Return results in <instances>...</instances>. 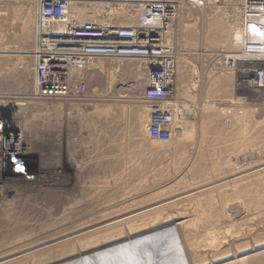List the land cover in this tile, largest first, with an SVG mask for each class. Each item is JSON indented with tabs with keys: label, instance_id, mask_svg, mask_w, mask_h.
<instances>
[{
	"label": "rangeland",
	"instance_id": "1",
	"mask_svg": "<svg viewBox=\"0 0 264 264\" xmlns=\"http://www.w3.org/2000/svg\"><path fill=\"white\" fill-rule=\"evenodd\" d=\"M80 6L102 11L94 4L75 8ZM181 9L196 17L179 11L166 36L179 65L175 123L153 142L142 101L145 75L139 82L132 75L138 62H96L82 77L90 102L40 100L31 55L37 6L34 0H0V113L20 124L32 148V158L18 170L17 189L0 201L1 264H61L81 249L84 230L90 232L85 236L123 232L102 238L101 247L125 240L129 226L135 234L148 230L160 215L170 219L165 224L191 219V237L182 232L189 242L204 244L199 227H208L211 238L235 243L215 258L235 262L239 252L238 260L257 255L253 264H264V99L237 87V75L223 68L230 50L212 45L221 39L212 15L221 11L225 24L232 12ZM185 25L197 36L183 33ZM58 165L64 172L55 178ZM143 210L148 212L136 216ZM127 214L132 217L123 218ZM134 246L132 254L140 250ZM211 260L208 254L206 263Z\"/></svg>",
	"mask_w": 264,
	"mask_h": 264
},
{
	"label": "built area",
	"instance_id": "2",
	"mask_svg": "<svg viewBox=\"0 0 264 264\" xmlns=\"http://www.w3.org/2000/svg\"><path fill=\"white\" fill-rule=\"evenodd\" d=\"M34 2L38 9V35L31 55L35 59L34 82L39 99L90 102L88 85L79 78L80 74L90 71L100 60L136 61L145 75L142 101L150 116L147 138L153 142L163 140L175 123L174 103L179 95L178 58L166 42V33L179 9L185 5L202 10L232 7L242 34L241 48L236 57L224 53L223 68L237 75L238 88L261 93L264 99V0ZM84 3L100 6L110 24L98 19L81 23L73 6ZM123 11L138 16L141 23L117 25L125 21L118 16V12ZM31 155L29 143L18 128L0 120V200L17 189L18 170L26 165Z\"/></svg>",
	"mask_w": 264,
	"mask_h": 264
},
{
	"label": "bare ground",
	"instance_id": "3",
	"mask_svg": "<svg viewBox=\"0 0 264 264\" xmlns=\"http://www.w3.org/2000/svg\"><path fill=\"white\" fill-rule=\"evenodd\" d=\"M182 7H184V6H182ZM180 9H179V11H180V14L182 17H185V15L190 17V19H191V17H194V18L196 17L195 16L196 13L190 12L188 15L187 11H185L184 9H181V10ZM73 10L75 12L79 13V21L81 23H84L86 21H95L96 19H98L103 24H110V20L108 19V17L104 16L102 14V11H98L97 9L89 8L88 6H80L79 8H75V6H74ZM224 11L232 12V14L229 16L230 17L229 21L225 24H223L224 22L222 21V16H224V14H221V11L216 12V14L212 15V17L210 16L211 19L214 20V22H212V23H214L215 33L216 34L221 33V35H220L221 39H217L215 37L212 41L211 40L210 41L212 42V45H214V46H216L217 44H223L226 48H228V50H230L229 53L231 54V56L236 57L235 55H237L239 53L240 48H241V38H242V34H241V32L238 28V25H237V20H238L237 14L234 13V11L232 10V7H226ZM83 15H85V16L87 15V16L82 17ZM118 16L123 17L125 19V21L123 22L125 24H122V25H133V24L138 25L141 23V19L138 16L129 15V14L125 13V11H123L121 13L118 12ZM206 17L207 16L204 14L203 19H205ZM196 21H198V20H196ZM183 29H184L183 33L187 32L192 37H196L198 34L196 29L192 28L189 25L183 26ZM169 33H170V30H168L166 35H169ZM37 35H38V33H37L36 26H35L34 42L36 41ZM35 48H36V45H35ZM33 51H35V50H33ZM33 60L35 62V59H33ZM100 64L102 65L103 63L101 62ZM100 67H102V66H100ZM142 71L143 70L140 67V65H138L137 67L132 69V75L136 79V82H139L140 80H142V77L144 76V74H143L144 72H142ZM87 72L88 71L80 74L79 78L83 77ZM34 73H35V71H34ZM34 79H35V75H34ZM80 80H82V79H80ZM182 86H183V84H182ZM34 91H35L34 93L36 95L35 82H34ZM40 100H43V99H40ZM62 101H65V100H62ZM39 104H41V103H39ZM137 114H139V113H137ZM138 116L140 117V115H138ZM0 120L8 122L10 124V126H14V127L18 128V130L24 136V132H23V129L20 128V124L8 121L6 116L2 115L1 113H0ZM24 139H25V136H24ZM29 148L32 151L30 144H29ZM31 158H32V155H31ZM63 172L64 171H63L61 165H58L55 169H53L52 175L55 178H59L63 175ZM44 178H45V176L44 177L42 176V180H44ZM4 199H5V197L2 198L0 201H2ZM136 212H134V213H136ZM145 212H148V211H144V212H141L139 214L136 213V216L139 217V216L143 215ZM127 215H125V217L123 216V218L130 219L132 217V216L129 217V215H131V213L128 216ZM161 216L162 215L158 216L157 218L155 217L156 218L155 222H153L152 224H149L150 227L146 228L148 230H146V231L143 230L142 232L140 231V233L137 232L135 234V232H131L132 229H130L131 226H129L128 235H127L125 240H120V241L113 243V244L108 243L107 245H103L104 243H102L101 247L97 246V245L101 244V240L104 239L107 241V239H113L117 236H119L121 238V235L123 234V232H121L120 234H116L115 232H114L115 234H110V232H108L109 234L106 233L103 236H101L99 233L96 235L94 234L95 236H93V235L85 236L90 232H87L88 229L84 230L86 233L83 232L84 234H79V236L82 235V238L79 239V241H78L81 243V244L78 243V245L80 246L79 248H81V249L75 250V253H73L71 255H67V257L63 260V263H61V264H168V263L169 264H253L254 259L261 257V256L255 255V256H251L250 258L249 257L244 258V259L241 258V260H238V259H240L239 257L242 256V254L240 255L239 252H236L234 254V258L237 261L235 260V262H228L224 258H215V257L223 254V250H224L223 248L226 245L232 246L235 243L232 242L230 245L229 243L228 244L226 243L228 241H225V243H226L225 244L224 239L226 236H222V237H218V238H211V236L207 234V232L209 231V229H207L208 227H205V228L199 227V229H203L200 231H203L205 233V237H207L204 244H200L196 241L195 242H189L188 239H186V237L184 236V234L189 238L191 237V232L188 231V227L191 225L190 223L192 222V221H190L191 219L189 220V219L183 217V218L179 219V221H180L179 223H176L177 221H175V223L172 222V223H168V224L166 223L165 224V221L167 222L170 219L168 220L166 218L167 220H165L164 217L162 218ZM177 218H179V217H177ZM118 219H121V218H118ZM163 219L165 221H163ZM137 220L138 219L129 221V222H127V224L129 225L130 223H132V225H133V223ZM119 221L120 220H117V221L112 220V222L110 224L117 223ZM137 222H140V221H137ZM162 224H164V225H162ZM203 225H205V224H203ZM101 226H103V225H101ZM120 226L121 225H119V227ZM201 226H202V224H201ZM117 239H119V238H117ZM109 241H111V240H109ZM133 243H136V244H133ZM83 244H85V245H83ZM50 245H51V243H50ZM131 246L132 247L138 246V247H140V250H138L134 254H132V253H130V248H132ZM90 247H92V249H88ZM203 248H204V251L201 252V249H203ZM86 249H88V250H86ZM136 250H137V248H136ZM115 252H117V254H115ZM64 254H65V252H64ZM208 254L211 255L212 260H211V262L206 263V261L208 260ZM124 255H126V256H124ZM115 256H118L120 258V260L112 259ZM12 257L14 258V256H11L10 258H6V259L2 260V262L7 263L9 261H13ZM0 264H1V262H0Z\"/></svg>",
	"mask_w": 264,
	"mask_h": 264
}]
</instances>
